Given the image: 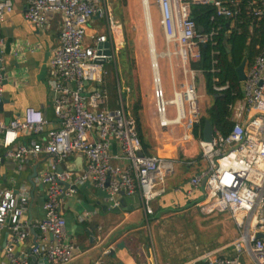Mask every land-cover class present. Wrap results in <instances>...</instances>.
Wrapping results in <instances>:
<instances>
[{"label": "built area", "instance_id": "1", "mask_svg": "<svg viewBox=\"0 0 264 264\" xmlns=\"http://www.w3.org/2000/svg\"><path fill=\"white\" fill-rule=\"evenodd\" d=\"M99 0H26L24 20L44 28L50 19L60 15L59 44L50 60L52 113L59 128L46 133L41 144L19 143L22 135L35 136L48 123L42 112L27 108L22 117L6 123L0 109V163L15 164L21 174L40 155L46 163L35 173L34 182L45 186L43 220L28 222L30 186L22 183L17 190L0 188V254L5 263L71 264L78 247L66 239L63 201L71 198L87 182L108 194L111 208L120 198L138 196L147 214L151 204L166 192V179L174 171V161L158 155H145L136 131L135 121L120 100L117 109L105 106V95L95 88L104 76V64L111 62L113 51L106 35L85 43L89 20L105 19L111 28L114 21L106 4ZM159 25L167 51L158 58H175L184 77L173 85V97L166 100L158 76L157 62L151 63L155 115L161 131L182 129L181 140L192 141V132L201 117L195 88V71L190 64L200 59L199 48L211 43L222 30L227 32L247 24L252 30L264 17V0H154ZM193 5L212 6L209 29L198 32L190 17ZM13 10L12 0H0V32L5 17ZM109 44L110 55L103 45ZM172 48V51L170 50ZM257 55L241 83L242 98L229 106L232 127L223 136L212 128L210 141H196L205 168L189 180L192 188L200 187L207 212H226L237 234L227 248L209 250L183 264H264V45L256 47ZM157 70V77L154 75ZM216 82V80H214ZM173 84V76H172ZM91 85V87H90ZM3 76L0 57V106ZM227 87L214 86L216 92ZM174 107V117H167V107ZM115 140L124 160L125 170L110 163V141ZM71 155H78L80 168L63 167ZM61 169V171H59ZM84 214L80 221L87 218ZM38 233L39 243L21 248L31 235ZM226 250V251H227ZM92 264H106L97 260ZM150 264H159L152 257Z\"/></svg>", "mask_w": 264, "mask_h": 264}, {"label": "crops", "instance_id": "2", "mask_svg": "<svg viewBox=\"0 0 264 264\" xmlns=\"http://www.w3.org/2000/svg\"><path fill=\"white\" fill-rule=\"evenodd\" d=\"M107 3H109V0H99L98 6ZM12 4L13 10L5 17L0 32V57L3 73L2 116L4 121H10L22 117L23 111L27 108L42 112L48 122L43 132L35 136L25 134L19 139V143L28 144L29 142L35 141L41 144L43 139L46 138L48 131L59 128L52 113L53 93L50 82L54 77L51 73L50 60L53 50L59 44L61 18L60 15H55L50 19L46 27L36 28L24 20L23 14L26 8V0H12ZM110 14L114 21L113 28L110 27L105 19L94 16L89 20L85 43L91 45L94 37L106 35L112 45V63L115 60L123 39L121 24L113 18L111 10ZM98 20L101 21V28L97 29L94 22ZM146 33L149 39L148 30ZM119 34L120 41H118ZM150 39V46H148L150 68L152 71L151 63L156 64L157 62L156 55L154 54L155 40L153 29L152 35L150 34ZM249 67L245 65V70ZM192 70L195 71V77L197 73L203 75L201 71ZM143 73V75H146V86H148L149 75L146 70ZM154 75L157 77L156 69H154ZM97 85L99 86L97 87ZM173 85L176 88L179 87V85H176V79L174 77L172 90ZM94 87L104 93L106 98L105 106L108 109L114 110L118 108L122 97L120 100L117 98L115 102L113 92L115 91V86L111 87L108 83H104L102 78V82L95 84ZM204 94L206 96L205 89ZM156 121L158 125L157 117ZM174 128L180 130L179 143L177 145L182 147V155L178 157L179 159L174 157L175 150L171 152V156L165 151H162V154L158 153V150L154 153V155L173 160L174 171L166 179V192L152 202L151 214L146 213L138 196L131 198L121 196L120 200L123 201L119 207L111 208V204L108 202V194L105 191L97 189L91 182H87L79 187L71 198L63 201L66 239L76 245L79 251L74 255L71 264H92L97 260H101L106 264H150L152 257L159 264H168L163 259L162 262L157 257L153 248L150 247V220L155 219L158 222L159 220L167 218L164 216L166 214L168 216L175 215L174 219H178L177 216L191 211L196 202H199L203 198V192L200 187H190L189 180L205 168V162L201 159V156H199V162L203 164L202 168L198 165L196 166V162L188 157L193 150L184 153L186 145L189 143L197 147L196 141L199 138L195 139L192 132V141L183 142L181 140L182 129L172 127L168 130H173ZM160 132H164L163 134H165V131L160 130ZM142 151L145 155H151L148 151V144L146 152L143 150V146ZM109 155L110 163L113 167L120 170H125L128 167V162L123 159L119 144L115 140L110 141ZM46 162L45 156L40 155L35 162L26 166L21 174L16 173L14 163L7 161L0 163V181L2 182L0 188L16 191L18 186L24 182L30 186V200L27 206L28 222L29 218L30 221H40L45 218V212L43 210L45 186L40 183H35L33 175L34 172H38L39 166L41 168ZM63 167L67 170L80 168L79 156H69L66 165H63ZM37 201H39L37 209L33 211L34 203ZM84 214H88V217L80 221V218ZM75 227L78 229L72 237L71 231L75 230ZM35 241L37 243L41 241L36 231L35 236L31 234L21 248L30 246ZM1 262L5 263L2 254H0ZM183 262L176 264H183Z\"/></svg>", "mask_w": 264, "mask_h": 264}, {"label": "rangeland", "instance_id": "3", "mask_svg": "<svg viewBox=\"0 0 264 264\" xmlns=\"http://www.w3.org/2000/svg\"><path fill=\"white\" fill-rule=\"evenodd\" d=\"M143 2L144 0H125V5L122 6L120 0H109V3L106 4L109 11L111 10L113 18L122 26L123 41L114 62L104 64L103 80L111 87L115 86V91H113L115 102L117 98L120 100L122 97V102L130 114L135 100H140L142 135L148 144L149 154H154L158 150L160 154L165 151L171 156V152L175 150L174 157L179 159L178 157L182 155L183 150L181 146L177 145L180 130L174 128L165 131V134H163L164 132H160L156 121L152 97V71L149 59L150 42L146 33ZM148 10L154 33L156 53H164L167 51V46L159 25V12L154 0H148ZM94 24L97 29L101 28V21L98 20ZM170 50L172 51L171 47ZM157 64L164 96L166 100H170L173 97L172 76L176 79V85L183 82L184 77L173 57L171 60L158 58ZM144 70L149 75L148 86H146V75H143ZM203 79L201 73L196 74L195 88L199 97L198 105L201 116L206 114V110L212 104V97L204 94L205 84ZM167 117H174L173 106L167 107ZM189 150L193 151L188 157L196 162V166L202 168L203 164L199 162V149L189 143L186 145L184 153L186 151L188 153ZM38 202L34 203L33 211H36ZM205 209L202 198L199 202H196L191 211L177 216L178 219H174L175 215L168 216L166 214L164 216L167 218L158 222L155 219L150 220V247L153 248L161 261L163 259L168 264H176L182 261L185 263L197 258L206 251L223 248H225L227 254L231 255L230 250H227V248L237 234L235 225L226 212L210 213ZM77 229L75 227V230L71 231L72 237Z\"/></svg>", "mask_w": 264, "mask_h": 264}, {"label": "trees", "instance_id": "4", "mask_svg": "<svg viewBox=\"0 0 264 264\" xmlns=\"http://www.w3.org/2000/svg\"><path fill=\"white\" fill-rule=\"evenodd\" d=\"M122 6L125 0H120ZM215 14L212 6L193 5L190 7V17L197 27L206 32L209 27L210 17ZM222 30L214 37L211 43L200 46V59L191 63V68L201 71L205 81V92L212 97V104L206 110L205 116H201L193 131L195 139H202L204 124L209 121L211 126L220 134L226 136L232 127L230 121L229 105L242 98L241 83L236 74V68L246 57V66L249 67L257 55L256 47L264 45V17L257 23V26L250 32L247 24L234 27L227 32L226 26L221 19L217 20ZM216 80V82H214ZM221 92H216L213 87L226 86ZM117 107V105H116ZM140 100H135L132 106L131 115L135 121L136 131L146 152L147 144L142 135L140 121L141 112Z\"/></svg>", "mask_w": 264, "mask_h": 264}, {"label": "water", "instance_id": "5", "mask_svg": "<svg viewBox=\"0 0 264 264\" xmlns=\"http://www.w3.org/2000/svg\"><path fill=\"white\" fill-rule=\"evenodd\" d=\"M226 28H228V25L226 26ZM197 29H198V32H203V29L201 27H198ZM103 47L106 49L104 53L106 55H110L109 45L105 44V45H103ZM245 65H246V57L243 58V60L241 61L240 65L235 70L236 74H237V77H238V80H239L240 83L243 82L244 78H245V72H244ZM2 76H3V73H2ZM98 86L99 85H97V87ZM0 109H2V104L0 106ZM5 122L8 123L9 121H5ZM211 138H212V126H211L209 121H206L205 124H204V129H203V140L204 141H210ZM34 170H35V168H34ZM59 171H61V169ZM34 176H35V172H34L33 177ZM30 183L33 184L32 181H30ZM119 201H120V203H122L123 200H119ZM29 222H30V218H29ZM31 234L33 236H35V232L33 230H31ZM257 238L263 239L264 235L258 234ZM34 263H35V258L34 257L30 258V264H34Z\"/></svg>", "mask_w": 264, "mask_h": 264}, {"label": "bare ground", "instance_id": "6", "mask_svg": "<svg viewBox=\"0 0 264 264\" xmlns=\"http://www.w3.org/2000/svg\"><path fill=\"white\" fill-rule=\"evenodd\" d=\"M143 8H144V16L146 18V28L148 30V34H149V41L150 39V34L152 35V26H151V19H150V14H149V10H148V0H144L143 2ZM147 15V16H146ZM150 21V23H149ZM120 34L118 36V41H120Z\"/></svg>", "mask_w": 264, "mask_h": 264}]
</instances>
